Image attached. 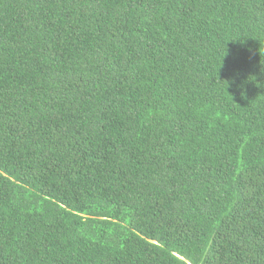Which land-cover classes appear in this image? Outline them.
Masks as SVG:
<instances>
[{"label":"trees","instance_id":"16d2710c","mask_svg":"<svg viewBox=\"0 0 264 264\" xmlns=\"http://www.w3.org/2000/svg\"><path fill=\"white\" fill-rule=\"evenodd\" d=\"M0 264H264V0H0Z\"/></svg>","mask_w":264,"mask_h":264}]
</instances>
